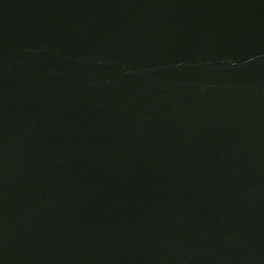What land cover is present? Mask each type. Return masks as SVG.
<instances>
[{
  "label": "water",
  "instance_id": "water-1",
  "mask_svg": "<svg viewBox=\"0 0 264 264\" xmlns=\"http://www.w3.org/2000/svg\"><path fill=\"white\" fill-rule=\"evenodd\" d=\"M0 264H264V0H0Z\"/></svg>",
  "mask_w": 264,
  "mask_h": 264
}]
</instances>
